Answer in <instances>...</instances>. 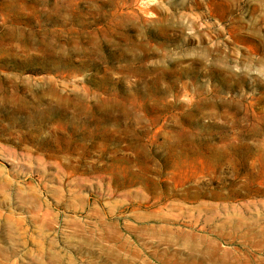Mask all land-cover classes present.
<instances>
[{
    "label": "rangeland",
    "instance_id": "obj_1",
    "mask_svg": "<svg viewBox=\"0 0 264 264\" xmlns=\"http://www.w3.org/2000/svg\"><path fill=\"white\" fill-rule=\"evenodd\" d=\"M0 264H264V0H0Z\"/></svg>",
    "mask_w": 264,
    "mask_h": 264
}]
</instances>
